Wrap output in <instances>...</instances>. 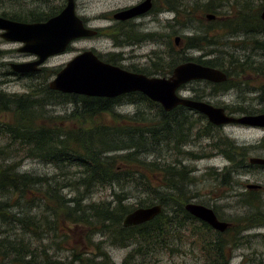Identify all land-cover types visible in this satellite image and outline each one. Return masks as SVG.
<instances>
[{
    "label": "trees",
    "instance_id": "16d2710c",
    "mask_svg": "<svg viewBox=\"0 0 264 264\" xmlns=\"http://www.w3.org/2000/svg\"><path fill=\"white\" fill-rule=\"evenodd\" d=\"M248 1H226V5L231 6L229 13L234 7L236 10L222 19L218 17L222 13L220 0H191L188 3L161 0V4L166 5L164 9L173 13L169 26L172 34H180L178 48L170 44V63L165 67H155L150 72L132 70L166 76L178 63L196 61L219 68L227 76L223 82L206 81L209 91L196 97L227 94L240 86L232 81L234 76L257 68L246 60L236 59L234 51L223 48H238L235 41L243 38L242 42H254L252 50L264 51V39L251 37L264 31V21L260 18L264 0L253 12ZM207 13L217 17L208 20ZM106 30L110 31L108 35L115 45H128L153 36L152 33L141 34L133 26H112ZM216 31L222 33L213 34ZM206 48L217 55L204 59L186 53L187 50ZM227 55L231 58L228 62L225 60ZM26 77L30 80L26 85L27 92L13 95L0 90V138L5 139L4 144H0V264H110L107 252L101 248L103 241L92 240L95 233L114 245L128 246L130 241L135 242L136 246L121 264H142L137 261L139 256L165 249L174 252L179 248L177 242L183 243L184 238H191L190 243L200 248L207 259L206 264H228L231 251L242 244L237 233L264 226V210L257 202L258 194L250 191L246 195L248 210L242 216L243 225L235 229L234 219H230L231 225L224 231L213 229L184 208L193 198L179 194L180 187L190 182L186 166L177 168L181 162L178 159L163 164L158 155L147 159L150 149L159 151L164 146L180 156L189 154L196 158V154L182 146L193 141L192 137L212 136L215 126L204 114L181 105L166 111L158 102L138 91L112 98L63 93L50 89L46 79L34 77V73ZM258 92L260 98L264 97V85ZM141 103L149 105L148 109H154V112L146 116L142 113L139 117V111L127 115L114 109L121 104L140 106ZM55 104H71L73 111L67 117L52 116L47 109ZM226 108L230 112H264V107L250 105ZM191 110L193 113L189 112ZM67 122L71 124L66 125ZM213 146L219 148L233 165L223 173L214 169L208 174L220 184L230 185V168L245 165L246 150L236 147L228 138L220 139ZM25 159L53 165L57 173L48 175L20 170ZM237 159L240 161L235 163ZM234 168L237 171L243 169ZM145 171L161 175L157 181L161 183L163 193L158 197L140 198L137 205L160 204L161 212L149 221L124 226V216L136 207L125 200L139 190H151L150 183L141 178ZM95 187H111V198L98 202L89 200ZM67 189L70 195L64 192ZM73 232H82V246L89 250L77 247L78 236ZM66 245L71 247L65 248ZM98 256L102 260H97ZM133 257H137V262L131 261Z\"/></svg>",
    "mask_w": 264,
    "mask_h": 264
},
{
    "label": "rangeland",
    "instance_id": "374dc122",
    "mask_svg": "<svg viewBox=\"0 0 264 264\" xmlns=\"http://www.w3.org/2000/svg\"><path fill=\"white\" fill-rule=\"evenodd\" d=\"M25 1L26 0H0V12L23 17L27 13L23 10V5L24 7H29V3ZM138 1L139 0H94V2L88 4V8H86L85 11L81 8L80 14H88L94 17L101 16V18L93 22L94 26L100 28L98 36L74 40L65 52L49 57L44 62L46 68L39 73H34V77H38L42 80L46 79L47 83L53 78L58 68L62 67L78 52L89 48H94L105 60L109 59L118 66L130 71L133 69L150 72L153 71L155 67L167 66L171 58L169 53L170 44L178 48V45L174 43L175 35L171 33L169 26V24L172 23L171 19L173 13L168 12L167 9H164V12H157L155 8L140 20L141 25L136 28V30L141 34L152 33V38L128 45H115L113 39L108 35L110 31L106 30L108 27L105 26L110 22L102 19V14L114 10L116 7L129 6ZM184 1L188 3V1L191 0ZM220 1L222 3V13L218 15V17L220 16L222 19H225L227 16L234 13L236 7H234L232 13H229L228 10L231 11V6L226 5V1L230 0ZM242 1L243 0H239V2ZM248 2L252 12L258 9L260 4H262L261 0H249ZM162 5L164 8L166 7V5ZM217 33L222 32L216 31V33L213 34ZM176 36L180 37V34ZM251 37L259 40L264 39V31L255 36L251 35ZM243 40L242 38L241 40L235 41L237 42L235 45L238 46V48L227 47L223 49L234 51L236 59L240 61L246 60V62L248 61L250 65L257 69L246 71L239 77L234 76L232 81L240 83V86L234 87L227 94L217 93L211 97L207 96L205 97L206 100L215 104H228L229 106L250 105L256 108L264 107V97L260 98L258 92V89L264 85V75L262 74L264 73V51L252 50L251 46L254 42L251 40L242 42ZM17 47L18 42H8L0 38V49L2 50L0 55V90L13 95L27 92L26 85L30 81L28 77H26L27 74L21 76L12 74L11 69L7 65L8 62H20L30 58L22 52L17 51ZM206 49L207 50H187L186 53L195 58L201 57L204 59L217 55L214 51L210 53L208 51L209 48ZM225 57L228 58L225 59L227 62L231 59L228 55ZM150 75L158 74L152 73ZM209 89L208 87L206 88L205 83L202 81L195 80L186 83V85L179 90V93L186 97H194L195 95L200 96L205 92L207 93ZM147 106L149 105L145 103H141L140 106L121 104L114 109L116 112L127 115H134L135 112L139 111L140 117L142 113L146 116L154 112V109L150 110ZM139 108L141 109L139 110ZM151 108L153 107L151 106ZM47 110L52 116L67 117L73 111V106L71 104H55L48 106ZM194 115L192 116L197 117L196 114ZM1 117V119H3L4 116L1 115ZM63 123L64 122L61 124L63 125ZM69 124H71V122L66 123V125ZM194 127L193 131L195 132L196 129ZM192 138L193 141L187 142L182 148L184 150H190L192 154H196V158L191 157L189 154L180 156L176 154V152L171 151L169 147L167 149L165 146L160 148L159 151L150 149L149 152L151 153L146 154V157L151 160L158 155L161 157L163 164L174 162V159L180 160L181 162L177 164V168H181L180 165L186 166L190 182L180 187L181 191L179 194H183L189 198L193 197L190 199L192 202L215 208L222 220L229 222L230 219H234L233 223L235 229L240 228L243 225L242 216L248 210V206L245 204L246 201L244 203L239 201V197L241 196L237 195L244 191L245 187L243 183H256L264 186V167L252 165L248 162L251 156H264V128L227 125L220 129L214 128L212 136L210 137L207 136L200 139ZM222 138H228L236 147L244 148L247 156L243 164L250 165L249 168L241 169L239 172H233L230 185H222L217 179H213L208 174L211 170L215 169V171H221L224 167L233 165V163L220 152L219 148L213 146V143H218ZM4 142L5 139L0 138V144H4ZM237 161L239 162L240 159H237L235 163ZM19 169L48 175L57 173L53 165H47L35 159H25L20 164ZM139 173L141 175V172ZM160 176V174L145 171V175H141V178L150 183L151 190H139L134 192V194H132L133 196L125 201L138 207L137 204L140 198L147 195H153L155 197L161 195L163 193L161 183L157 181ZM112 190L111 187H95L92 193L89 194L88 199L97 202L102 199H110ZM115 190L119 191L118 187H115ZM68 191L67 189L64 192L70 195ZM259 202L262 205L261 208L264 210V188L261 191ZM74 233L77 232H73V234ZM233 233L236 234L235 231H233ZM81 234L82 232L77 233V247L89 250L82 246L83 235ZM237 234L239 235H236V237L241 238L240 242H242V244L231 251L229 256L230 264H264V226L240 230ZM186 235H188V232H186ZM92 240L93 242L103 241L101 248L107 252L110 264H121L124 257H127L128 253L136 246L135 242L132 241H130L128 246L110 244L105 240L104 236L99 233H95L92 236ZM182 240L184 241L183 243L177 242L179 248L174 252L165 249L159 252L148 253V255L144 257L139 256L138 259L137 257H133L131 261L134 262L137 259V261H141L142 264H206L207 259L201 253L200 248L190 243L192 239L184 238ZM70 247L71 245L65 246V248ZM51 249L53 248L51 247L50 250ZM97 260H102V257L98 256Z\"/></svg>",
    "mask_w": 264,
    "mask_h": 264
},
{
    "label": "water",
    "instance_id": "95a60500",
    "mask_svg": "<svg viewBox=\"0 0 264 264\" xmlns=\"http://www.w3.org/2000/svg\"><path fill=\"white\" fill-rule=\"evenodd\" d=\"M150 1L145 0L114 13L116 19H127L146 12ZM214 14H206L207 19H214ZM264 21V6L260 12ZM0 36L10 42L22 45L19 50L37 55L35 61L10 62L16 72L39 71L48 57L62 53L76 39L92 37L97 33L94 28L85 27L74 11L72 1L55 16L44 22H20L0 17ZM179 36H175L177 45ZM227 79L219 68L195 61H184L175 65L166 76L146 75L142 72L127 70L99 58L91 49H85L68 60L47 82L50 89L63 93H76L88 96L116 97L128 92L138 91L152 101L158 102L166 111L181 105L206 116L214 125L239 124L264 128V112L255 114H227L221 106H215L203 100L186 97L179 93L182 85L192 80L222 82ZM264 145V142H263ZM250 164L263 165L264 156H251ZM249 188L261 185L248 183ZM185 210L194 217L206 222L213 229L224 231L229 222L219 220L212 208L192 201L184 205ZM160 204L138 206L123 218L124 226L137 225L153 219L161 212Z\"/></svg>",
    "mask_w": 264,
    "mask_h": 264
},
{
    "label": "flooded vegetation",
    "instance_id": "af4514ba",
    "mask_svg": "<svg viewBox=\"0 0 264 264\" xmlns=\"http://www.w3.org/2000/svg\"><path fill=\"white\" fill-rule=\"evenodd\" d=\"M69 1H72V3H73V6H74V11H75V13L77 14V16L82 20V22H83V25L85 26V27H89V28H94V29H96L97 30V33L94 35V36H98V34H99V27H97V26H94L93 25V22H95V20L96 19H99V18H101V16H91V15H88V14H80V11H81V8H82V10L83 11H85L86 10V8H88V4L89 3H91V2H94V0H26L25 2H28L29 3V7H24V5H23V10L24 11H26L27 13H26V15H24L23 17H20V16H15V15H3V13H5V12H0V17H4V18H9V19H11V20H15V21H20V22H27V23H34V22H44V21H46V20H48L49 18H51V17H53V16H55V15H57L68 3H69ZM143 1H145V0H139L138 2H136L135 4H138V3H141V2H143ZM150 1V8L146 11V12H144V13H141V14H138V15H136V16H134V17H131V18H127V19H116V18H114V13H116L117 11H119V10H122V9H125V8H128V7H130V6H133V5H135V4H131V5H129V6H125V7H116L114 10H111L110 12H107V13H104V14H102V19H104V20H106V21H109L110 23L107 25V26H105V27H112V26H117V27H122V26H124V27H128V26H133L135 29L136 28H138L140 25H141V22H140V20L148 13V12H151V11H153L155 8H156V10H157V12H164V6L161 4V0H149ZM160 4V5H159ZM158 5V6H157ZM263 8V7H262ZM262 10V9H261ZM261 12V11H260ZM207 14H209V13H207ZM211 14H213V13H211ZM215 15V14H214ZM216 16V15H215ZM217 17V16H216ZM215 17V18H216ZM214 18V19H215ZM207 19V18H206ZM208 20H213V19H208ZM1 32V31H0ZM93 37V36H92ZM0 38L1 39H3L1 36H0ZM83 38H87V37H83ZM79 39H81V38H79ZM4 40V39H3ZM6 41V40H5ZM8 42H10V41H8ZM179 42V41H178ZM14 43H16V42H14ZM22 44L21 43H18V47L16 48V50L17 51H19V52H22L23 54H25V55H27V56H29L30 58L29 59H24L23 61H20V62H26V61H35L38 57H37V55H35V54H33V53H29V52H23V51H20L19 50V48H20V46H21ZM178 45V44H177ZM69 47V46H68ZM67 47V48H68ZM67 48H66V50H67ZM89 49H91V50H93V52L94 53H96L98 56H99V58H101L102 60H104L103 58H102V56L99 54V53H97L96 52V50L94 49V48H89ZM85 50V49H84ZM83 51V50H82ZM1 52H2V50L0 49V55H1ZM65 52V51H64ZM60 54V53H59ZM55 55H57V54H55ZM51 57V56H50ZM49 58V57H48ZM47 58V59H48ZM46 59V60H47ZM45 60V61H46ZM44 61V62H45ZM105 61V60H104ZM44 62L41 64V65H39V71H27V72H16V71H13L12 69H11V67H10V62H8L7 63V65L9 66V68L11 69V73L12 74H17V73H19L20 75H25V74H29V73H39V72H41V71H43L45 68H46V66L44 65ZM106 62H108V61H106ZM196 62V61H195ZM109 63H111V62H109ZM199 63V62H198ZM111 64H113V63H111ZM115 65H117V64H115ZM209 66V65H208ZM121 67V66H120ZM61 68V67H60ZM60 68H58L57 70H56V72L54 73V75L57 73V71L60 69ZM54 77V76H53ZM192 81H195V80H192ZM199 81V80H198ZM200 81H202L203 83H205L207 80H200ZM190 82V81H189ZM209 82H211V81H209ZM223 82V81H222ZM213 83V82H212ZM242 84V83H241ZM186 84H184V85H182L181 86V88H183L184 86H185ZM235 87H238V86H235ZM181 88L179 89V90H181ZM211 94V93H210ZM208 95V97H211V96H214L213 94H211V95ZM196 96H198V95H195L194 97H191V98H194V99H197V100H203V101H206V102H209V103H211V104H213V105H215V106H221V107H225L224 108V110H225V113H227V114H234V115H240V114H255V113H240V112H230L229 110H227V108H226V106H229L228 104H215V103H213V102H211V101H209V100H206L205 99V97H207V96H202V98H199V97H196ZM234 106H236V105H234ZM190 113L192 112L193 113V111L191 110V111H189ZM195 112V111H194ZM256 113H263V112H256ZM211 123V122H210ZM214 125V124H213ZM227 125H239V124H227ZM227 125H225V124H223V125H214L215 126V128H218V129H220L221 127H223V126H227ZM240 126H247V125H240ZM248 127H259V126H248ZM263 142H264V139H263ZM263 148H264V145H263ZM252 165H254V164H252ZM250 166V165H249ZM249 166L248 165H240V166H234V167H243V169H246V168H249ZM228 166H226V167H224V169L223 170H221V171H217L218 173H223V171H225L226 170V168H227ZM234 167H231L230 168V170H232V172H231V176H232V173L233 172H239V171H237ZM239 170V169H238ZM247 184H248V182H245V183H243V186L245 187V189H244V191L242 192V193H240V194H237V195H239V196H241V197H239V201H242L243 203L246 201V195H249L250 193V191H255V192H257V194H258V200H257V202H259L260 201V195H261V191L263 190V188H264V186H260L259 188H249L248 186H247ZM233 188V187H232ZM247 202H245V204H246ZM208 207H210V206H208ZM210 208H212L213 209V207H210ZM213 211L215 212V214H216V216H217V218L219 219V220H222L221 218H220V214L218 213V211H217V213H216V211L213 209ZM225 221V220H224ZM230 223V222H229ZM229 225H231V223L229 224ZM228 264H230V261L228 262Z\"/></svg>",
    "mask_w": 264,
    "mask_h": 264
},
{
    "label": "bare ground",
    "instance_id": "6f19581e",
    "mask_svg": "<svg viewBox=\"0 0 264 264\" xmlns=\"http://www.w3.org/2000/svg\"><path fill=\"white\" fill-rule=\"evenodd\" d=\"M225 108V107H224Z\"/></svg>",
    "mask_w": 264,
    "mask_h": 264
}]
</instances>
